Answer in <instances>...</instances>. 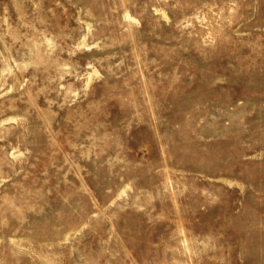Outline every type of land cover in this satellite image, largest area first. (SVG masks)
Segmentation results:
<instances>
[{
  "label": "rangeland",
  "instance_id": "rangeland-1",
  "mask_svg": "<svg viewBox=\"0 0 264 264\" xmlns=\"http://www.w3.org/2000/svg\"><path fill=\"white\" fill-rule=\"evenodd\" d=\"M0 264H264V0H0Z\"/></svg>",
  "mask_w": 264,
  "mask_h": 264
}]
</instances>
